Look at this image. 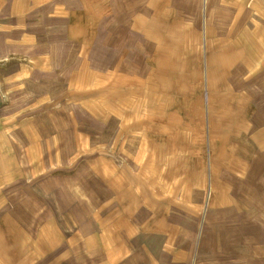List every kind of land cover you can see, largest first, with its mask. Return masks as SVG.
<instances>
[{
    "label": "rangeland",
    "instance_id": "obj_1",
    "mask_svg": "<svg viewBox=\"0 0 264 264\" xmlns=\"http://www.w3.org/2000/svg\"><path fill=\"white\" fill-rule=\"evenodd\" d=\"M1 2L0 264H264V0Z\"/></svg>",
    "mask_w": 264,
    "mask_h": 264
},
{
    "label": "crops",
    "instance_id": "obj_2",
    "mask_svg": "<svg viewBox=\"0 0 264 264\" xmlns=\"http://www.w3.org/2000/svg\"><path fill=\"white\" fill-rule=\"evenodd\" d=\"M62 2V0H40V3L41 4H43L42 6L44 7V8H39V9H41V10H45V9H52L53 8V6H54V4H57V3H61ZM1 0H0V6H1ZM2 6H3V4H2ZM2 6H1V8H2ZM7 9H9V6H7ZM54 10V9H53ZM5 11H6V8H5ZM1 13H2V10H1ZM10 14H12V11H11V13ZM254 115H260V118H261V120L263 121L262 122V130L264 131V109L259 113V112H254L253 114H252V117H251V119H250V121L253 119V117H254ZM256 117V116H255ZM250 121H249V124H250ZM254 126V125H253ZM251 127L249 126V129H250ZM261 128V127H260ZM262 143L263 144H261L262 146H264V140L262 141ZM258 258H263L264 257V255L263 254H261V255H258L257 256ZM254 258V257H253Z\"/></svg>",
    "mask_w": 264,
    "mask_h": 264
},
{
    "label": "bare ground",
    "instance_id": "obj_3",
    "mask_svg": "<svg viewBox=\"0 0 264 264\" xmlns=\"http://www.w3.org/2000/svg\"><path fill=\"white\" fill-rule=\"evenodd\" d=\"M85 81V80H84ZM84 81H82L84 83ZM87 84V83H86ZM84 86V85H83Z\"/></svg>",
    "mask_w": 264,
    "mask_h": 264
}]
</instances>
